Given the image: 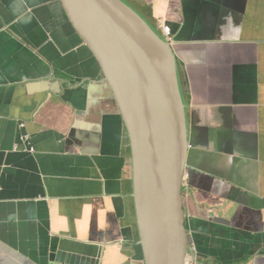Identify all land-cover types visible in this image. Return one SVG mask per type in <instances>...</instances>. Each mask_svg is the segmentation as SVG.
<instances>
[{
	"label": "crops",
	"instance_id": "crops-1",
	"mask_svg": "<svg viewBox=\"0 0 264 264\" xmlns=\"http://www.w3.org/2000/svg\"><path fill=\"white\" fill-rule=\"evenodd\" d=\"M129 1L171 29L190 257L264 264V0ZM112 99L59 0H0V264H145Z\"/></svg>",
	"mask_w": 264,
	"mask_h": 264
},
{
	"label": "water",
	"instance_id": "water-1",
	"mask_svg": "<svg viewBox=\"0 0 264 264\" xmlns=\"http://www.w3.org/2000/svg\"><path fill=\"white\" fill-rule=\"evenodd\" d=\"M99 64L131 155L132 203L145 264H186V104L171 44L122 0H59Z\"/></svg>",
	"mask_w": 264,
	"mask_h": 264
},
{
	"label": "built area",
	"instance_id": "built-area-1",
	"mask_svg": "<svg viewBox=\"0 0 264 264\" xmlns=\"http://www.w3.org/2000/svg\"><path fill=\"white\" fill-rule=\"evenodd\" d=\"M159 30L162 32V35L164 36V39L165 40H167V41L170 40V37H171V29H170V27L168 25H166V24L160 25L159 26ZM21 127H24V124H22ZM30 139L31 138L28 135H23V136L20 137V141L22 143L27 142L29 144ZM29 151L30 152H34V148L31 146L29 148ZM186 264H194L193 259L190 257V255H188V258L186 260Z\"/></svg>",
	"mask_w": 264,
	"mask_h": 264
},
{
	"label": "rangeland",
	"instance_id": "rangeland-1",
	"mask_svg": "<svg viewBox=\"0 0 264 264\" xmlns=\"http://www.w3.org/2000/svg\"><path fill=\"white\" fill-rule=\"evenodd\" d=\"M122 1L125 2V3H130L133 6L131 1H129V0H122ZM153 29H154V27H153ZM155 32L159 33V35H161L164 38V36L161 34V32L159 30H157L156 28H155ZM182 96H183V93H182ZM185 102H186V100H185Z\"/></svg>",
	"mask_w": 264,
	"mask_h": 264
},
{
	"label": "clouds",
	"instance_id": "clouds-1",
	"mask_svg": "<svg viewBox=\"0 0 264 264\" xmlns=\"http://www.w3.org/2000/svg\"><path fill=\"white\" fill-rule=\"evenodd\" d=\"M188 255H189V253H188ZM187 258H188V256H187Z\"/></svg>",
	"mask_w": 264,
	"mask_h": 264
}]
</instances>
